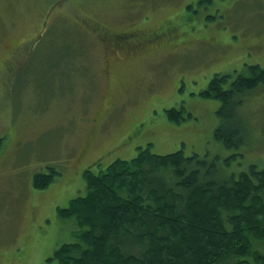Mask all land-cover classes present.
Returning <instances> with one entry per match:
<instances>
[{
  "label": "rangeland",
  "instance_id": "rangeland-1",
  "mask_svg": "<svg viewBox=\"0 0 264 264\" xmlns=\"http://www.w3.org/2000/svg\"><path fill=\"white\" fill-rule=\"evenodd\" d=\"M252 63L264 68V0H0V264H58L80 229L59 208L87 193L85 169L141 146L220 157L224 174L263 168L264 85L239 107L241 149L215 138L221 101L201 94Z\"/></svg>",
  "mask_w": 264,
  "mask_h": 264
},
{
  "label": "trees",
  "instance_id": "trees-1",
  "mask_svg": "<svg viewBox=\"0 0 264 264\" xmlns=\"http://www.w3.org/2000/svg\"><path fill=\"white\" fill-rule=\"evenodd\" d=\"M262 85L264 68L252 63L234 75L216 73L201 92L221 101L214 136L224 146H246L239 107ZM166 115L176 122L186 119L183 106L167 109ZM219 161L183 150L155 153L150 143L131 159L85 169L87 193L59 208L61 216L76 218L78 239L63 243L50 259L58 264H264V167L252 164L224 174ZM59 173L55 168L35 173L34 187H49Z\"/></svg>",
  "mask_w": 264,
  "mask_h": 264
},
{
  "label": "flooded vegetation",
  "instance_id": "flooded-vegetation-1",
  "mask_svg": "<svg viewBox=\"0 0 264 264\" xmlns=\"http://www.w3.org/2000/svg\"><path fill=\"white\" fill-rule=\"evenodd\" d=\"M116 45H118V46H116ZM116 45L114 46V50L116 49V48H118V49H120V50H123L124 48H126V47H131V46H128L129 44L128 43H126V44H122V43H120V42H116ZM143 47V43L142 42H138L137 43V45H134V47H133V50H136L137 48H142ZM113 50V53L114 54H116L115 53V51ZM117 56V55H116ZM110 57H111V54L109 53L108 54V56H107V62H108V64H109V62H110ZM118 57V56H117ZM67 59L68 58V56H63V57H61L60 58V62H62L63 61V59ZM125 59V57H123V58H121V61L122 60H124ZM66 61V60H65ZM109 65H111V62H110V64ZM108 68V67H107ZM231 75H234V73H231ZM12 78H15L14 76L12 77ZM17 82V81H16ZM115 102H111V103H109L110 105H112V104H114ZM2 154H3V152H0V160H1V158H2ZM98 163V162H97Z\"/></svg>",
  "mask_w": 264,
  "mask_h": 264
}]
</instances>
